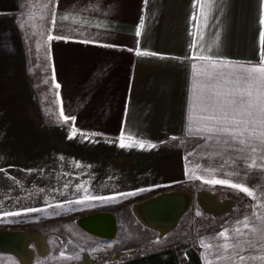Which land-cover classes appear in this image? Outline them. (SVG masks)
Listing matches in <instances>:
<instances>
[{
	"label": "crops",
	"instance_id": "obj_1",
	"mask_svg": "<svg viewBox=\"0 0 264 264\" xmlns=\"http://www.w3.org/2000/svg\"><path fill=\"white\" fill-rule=\"evenodd\" d=\"M201 4L204 12L211 6L206 26ZM201 4L47 0L42 14L29 15L28 0H0V213L90 201L96 210L89 216L112 217L115 232L124 206L133 221L159 233L177 229L193 207L205 218L223 219L195 246L172 245L118 259L100 257L89 246L69 251L68 264H209L215 262L214 246L222 243L216 233L242 228L245 216L257 227L264 223V206L251 204L264 199L257 190L264 169L225 175L244 163L239 157L259 164L261 153L235 152L222 138L187 127L189 96L195 102L201 72L209 66L200 57L255 64L264 4ZM57 93L64 115L74 116V122L61 118ZM45 105L52 110L45 111ZM121 140L130 146L120 147ZM213 179L244 183L254 189L255 199L227 185L204 183ZM97 196L115 199H85ZM243 199L248 207L240 210ZM47 231L51 234L0 227V252L14 254L22 264L48 256L57 229Z\"/></svg>",
	"mask_w": 264,
	"mask_h": 264
},
{
	"label": "snow or ice",
	"instance_id": "obj_2",
	"mask_svg": "<svg viewBox=\"0 0 264 264\" xmlns=\"http://www.w3.org/2000/svg\"><path fill=\"white\" fill-rule=\"evenodd\" d=\"M209 2L211 3V0ZM196 4H201V0H196ZM262 4H264V0H262ZM201 14L205 17L206 26L208 17L211 14V6H209L208 12H204L203 4H201ZM259 24L261 26L259 31V60L255 64L251 61L233 63L232 61H225L224 58L213 59L211 55L200 57L202 60L209 61L208 70L201 72L204 79L198 82L195 102H193L191 95L188 100L187 127L189 132L193 131L195 126L196 132L208 133L210 134L209 138H211V135L222 138L223 144L232 147L235 152L243 153L248 150L251 154L261 153L259 164L255 158L249 164L247 157H239V159L244 160V163L233 172L225 173L226 176L234 175L239 177L242 174L246 176L249 174V169H264V9L261 11ZM142 26L143 21H141L140 27ZM136 35H140L139 30H137ZM48 39H61V37L49 36ZM137 54L158 55L157 53L140 51H137ZM192 67L195 68V65H192ZM54 86L57 89L60 88L58 83H55ZM57 101L61 105L60 116L63 121L67 122L71 119L74 122V116L68 117L64 115L59 93H57ZM74 134L75 131L73 132ZM93 135L96 134L94 133ZM139 143L140 147L143 148L145 146L144 142L141 141ZM119 146L128 147L130 145H126L121 140ZM149 146L154 147L155 145ZM232 163H235V161H232ZM220 167L223 168L224 164H221ZM212 170L215 171V169ZM204 183L227 185L245 193L249 198L255 199L253 190L245 186L244 183L233 182L229 179H213L204 181ZM135 194L121 193L120 195ZM85 199L105 201L114 200L115 197L97 196L86 197ZM68 203H72V201H68ZM75 203L83 205L84 201L76 200ZM62 206L57 205V207ZM40 211H42L40 208L26 207L19 211L0 213V219L9 216L20 217ZM197 214L199 215V213ZM261 219L264 220V217H261ZM239 223L243 225L242 228H225L223 231L216 233L222 243L214 246L216 249L215 262H209V264H256V262L264 264V223L257 227L247 216ZM250 224L252 225L251 227L249 226ZM248 233L252 235L249 236ZM201 245L209 249L213 247L212 245H205L203 241H201ZM256 252L260 254H253ZM245 253L248 254L246 255Z\"/></svg>",
	"mask_w": 264,
	"mask_h": 264
},
{
	"label": "rangeland",
	"instance_id": "obj_3",
	"mask_svg": "<svg viewBox=\"0 0 264 264\" xmlns=\"http://www.w3.org/2000/svg\"><path fill=\"white\" fill-rule=\"evenodd\" d=\"M28 2L32 3L31 11L29 9L28 14L40 15L42 14L40 7L47 0H28ZM44 110L51 111L52 108H48L45 105ZM234 190L237 193L240 192L236 189ZM257 190L264 193V184L258 185ZM248 203L247 199L241 200L239 209L248 207ZM251 204L252 206H264V199L252 200ZM59 205L63 206L45 207L40 212L0 219V227L14 229L40 228L48 234L51 233L47 230L57 229V231H53V236L50 238L53 247L51 253L45 257L36 256L29 264H68V261L71 260L69 251L76 250L80 252L89 246H92L93 253L98 256L101 255L100 257L116 256L117 259L130 253L143 254L172 245L185 246L192 244L195 246L199 240L206 238L211 230L223 221L222 218H205L198 209L193 207L183 218L177 229L172 232L159 233L143 228L133 221L129 215V207L124 206L119 209L122 215L118 219V230L112 237L107 238L106 236L103 238L87 232L81 224L83 219L95 212L96 208L92 207L93 202H84L83 205L75 202ZM22 263L14 254L0 252V264Z\"/></svg>",
	"mask_w": 264,
	"mask_h": 264
},
{
	"label": "bare ground",
	"instance_id": "obj_4",
	"mask_svg": "<svg viewBox=\"0 0 264 264\" xmlns=\"http://www.w3.org/2000/svg\"><path fill=\"white\" fill-rule=\"evenodd\" d=\"M106 215H92L88 216L82 221V226L84 229L93 233L98 237H106L110 238L115 234V225L112 217H109L111 220H108Z\"/></svg>",
	"mask_w": 264,
	"mask_h": 264
},
{
	"label": "water",
	"instance_id": "obj_5",
	"mask_svg": "<svg viewBox=\"0 0 264 264\" xmlns=\"http://www.w3.org/2000/svg\"><path fill=\"white\" fill-rule=\"evenodd\" d=\"M106 217V216H105ZM108 220H111L109 217H106Z\"/></svg>",
	"mask_w": 264,
	"mask_h": 264
}]
</instances>
